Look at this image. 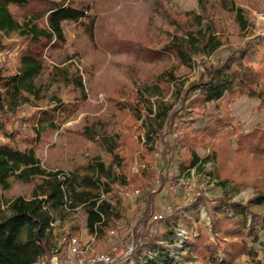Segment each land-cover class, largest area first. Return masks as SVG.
Instances as JSON below:
<instances>
[{
  "label": "rangeland",
  "instance_id": "obj_1",
  "mask_svg": "<svg viewBox=\"0 0 264 264\" xmlns=\"http://www.w3.org/2000/svg\"><path fill=\"white\" fill-rule=\"evenodd\" d=\"M232 1V9L231 5L224 9L216 3L212 20L214 30L216 35L222 36L223 47H243L253 40V49L247 52L244 62L259 67L258 77L264 88V0ZM61 2L77 9L89 7V15L80 22L66 23L64 43L45 47L48 73L51 65L65 67L69 62L74 63L82 76L85 95L74 86L56 84L51 92L63 103L47 99L37 102L36 106H22L17 114L28 118L27 126L21 125L22 131H30L36 123L46 126L34 148L49 169L83 171L95 157L111 164L113 155L102 144L103 137L118 139L122 154L131 146L139 150L125 168L129 185L117 184L112 193L122 200V204L116 205L119 212L123 210V219L111 225V233L108 231L106 236L98 238L88 231L86 213L78 208L66 220L56 223L59 253L52 258L51 264L55 261L58 264H92L95 257L109 252L116 262L133 251L137 234L144 235L140 239L142 244L153 240L166 243L170 249L165 255L177 256L187 264H197L196 254L185 259L189 249L187 240L196 231L197 224L211 229L209 213L216 201L247 203L256 197L257 187L264 185V175L256 173L252 164L245 160L238 167L233 158L223 159L222 167L220 160L214 158L219 133L213 129L226 113L227 102L223 99L206 101L202 88L189 87L209 81V67L217 63L220 51L195 56L191 66H187L179 63L176 55L166 48L174 37H186L183 24L174 21L175 15L179 22H192L195 15L204 14L201 0H30L27 6H11V11L23 21ZM239 12L247 19L245 28L237 23ZM92 23L94 29L90 31ZM14 39L18 42L17 48L8 52V56L15 65L16 55L26 49L28 42L17 36ZM172 67L179 77L178 82L165 83L162 97L142 96V87L155 84L158 76ZM138 97L143 102V118L136 121L133 105L140 100ZM157 99L173 107V117L162 138L155 137L154 147L160 154L148 157L144 155L143 144L137 141L144 139L152 126L146 107L151 106L158 112ZM231 108L233 124H242L244 132L264 128V109L259 99L243 95L232 102ZM49 121L54 122L55 127H49ZM10 130V135L0 132V141L24 148L19 133ZM161 139L170 146L166 155L170 164L164 170L159 167L161 149L165 147ZM194 140L201 163L182 171ZM204 161L207 162L202 163ZM115 169L121 172L117 166ZM227 175H232L231 179L222 183ZM38 181L23 183L12 178L9 190L0 189V201L4 204L20 195L30 198ZM134 191L139 193L133 195ZM255 210L264 213L263 208ZM155 214L163 218L154 220ZM170 215H174V219L168 218ZM144 217L148 218L147 222H143ZM173 228L174 235L170 233ZM181 231L185 233L182 236L179 235ZM256 231L248 238L252 255L241 256L237 264H264V224ZM74 237L80 240L83 250L75 256L71 254L69 243ZM156 254L158 250L151 252V255Z\"/></svg>",
  "mask_w": 264,
  "mask_h": 264
},
{
  "label": "trees",
  "instance_id": "obj_2",
  "mask_svg": "<svg viewBox=\"0 0 264 264\" xmlns=\"http://www.w3.org/2000/svg\"><path fill=\"white\" fill-rule=\"evenodd\" d=\"M29 2L30 0H0V132L8 135L12 134L10 129L18 132L21 143L25 146L19 148L0 141V189L9 190L12 178L23 183L39 181L35 183L30 198L20 195L4 204L0 201V264H51L52 258L59 253L55 236L56 223L66 220L80 207L86 213L88 231L92 235L97 234L98 238L106 236L111 225L124 217L123 210L119 212L116 205L122 204V200L116 199L112 193L117 184L129 185L125 168L139 150L131 146L127 153L122 154L118 139L103 137L102 144L113 155L111 164L95 157L86 170L72 172L49 169L43 165L34 145L46 126L36 123L30 127V131L24 132L21 125L27 126L28 118L17 113L24 105L36 106L37 102L47 99L62 104V99L51 92L56 84L74 86L85 95L82 76L74 63L69 62L65 67L51 65L48 73L46 48L50 44L54 46L64 43L66 23H77L88 17L89 7L77 9L61 2L54 8L39 11L20 21L11 11V6H27ZM201 3L204 14L195 15L192 22H179L180 19L175 15L174 21L179 25L183 24L186 37H174L166 48L176 55L179 63L187 66H191L195 56L220 51L217 63L209 67V81L189 86L193 89L202 88L206 101L223 99L227 102L226 113L218 119L213 129L215 133H219L213 156L220 160L222 167L223 159L233 158L238 167L245 160L252 164L256 173L264 175V128L244 132L243 125H234L231 117L232 102L243 95L259 99L264 109V88L258 77L259 67L249 66L244 62L247 52L253 49V40L247 41L243 47H223L222 36L216 35L212 22L214 7L219 3L224 9H229L230 5L232 9L234 2L201 0ZM237 23L241 28L247 26V19L241 12L237 14ZM93 29L92 23L90 31ZM15 36L26 39L28 44L24 51L16 55L14 65L8 52H14L17 48ZM178 79L175 68L172 67L162 72L155 84L142 87L140 92L144 97L146 94L162 97L163 85L176 83ZM139 99L133 105V118L136 121L143 118V102ZM155 102L158 112L151 106L146 107L152 126L145 133V138L140 137L141 140L137 141L140 145L143 144L144 155L148 157L160 154L154 147L155 137L162 138L167 123L173 117L172 106L164 103L163 99ZM48 126L55 127V124L49 121ZM161 143L165 147L161 149L162 163L159 167L164 170L170 164L166 156L170 146L166 140L161 139ZM196 145V140L190 143L191 148L182 171L191 170L201 163ZM115 166L121 169L120 173ZM231 177L232 175H227L222 183L228 182ZM256 207L264 210V185L257 187L256 197L247 203L227 199L216 201L213 211L209 213L211 229L202 224L195 226L196 231L187 240L189 249L185 259H191L196 254L197 264H237V259L241 256L252 255L248 238L257 232L260 224H264V213L255 210ZM168 218L174 219V215ZM147 220L144 217L143 222ZM189 222L191 225L192 222ZM174 223L177 225L176 221ZM247 229L249 232H246ZM175 232L173 228L170 233L174 235ZM143 236H135V247L129 255L110 264H187L177 256L165 255L170 249L166 243L153 240L149 244H142L140 239ZM157 250L158 254L151 255V252Z\"/></svg>",
  "mask_w": 264,
  "mask_h": 264
},
{
  "label": "built area",
  "instance_id": "obj_3",
  "mask_svg": "<svg viewBox=\"0 0 264 264\" xmlns=\"http://www.w3.org/2000/svg\"><path fill=\"white\" fill-rule=\"evenodd\" d=\"M176 188V187H174ZM139 191H134L132 194H138ZM163 218V215L161 214H155L153 216L154 220H160ZM112 231H109V233H111ZM182 234H185L184 232L181 231V234H179L180 236H182ZM95 237H97V234L94 235ZM70 249H71V254L72 255H79L80 253H82V246L80 243V240L76 237L71 239V243H70ZM56 262V261H55ZM52 262V264H58ZM95 262H102L103 264H110L114 262V258L112 257L111 253H106V254H102V255H98L97 257L94 258V260L92 261V264H94Z\"/></svg>",
  "mask_w": 264,
  "mask_h": 264
}]
</instances>
